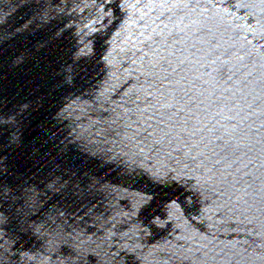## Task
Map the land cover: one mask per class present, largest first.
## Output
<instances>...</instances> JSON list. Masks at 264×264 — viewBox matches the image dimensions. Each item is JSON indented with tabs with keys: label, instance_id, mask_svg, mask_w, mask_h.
I'll return each mask as SVG.
<instances>
[{
	"label": "water",
	"instance_id": "1",
	"mask_svg": "<svg viewBox=\"0 0 264 264\" xmlns=\"http://www.w3.org/2000/svg\"><path fill=\"white\" fill-rule=\"evenodd\" d=\"M0 264H264V0H0Z\"/></svg>",
	"mask_w": 264,
	"mask_h": 264
}]
</instances>
